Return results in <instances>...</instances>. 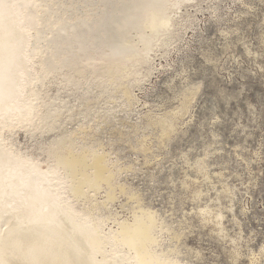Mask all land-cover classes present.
<instances>
[{"label":"clouds","instance_id":"1","mask_svg":"<svg viewBox=\"0 0 264 264\" xmlns=\"http://www.w3.org/2000/svg\"><path fill=\"white\" fill-rule=\"evenodd\" d=\"M0 4L5 9L0 17V119L5 126L31 119L36 85L42 86L41 92L51 87L68 91V86H72L76 104L81 108L95 103L91 109L94 115L85 112L81 118L99 123L97 131L121 116L140 115L149 109L146 115L154 117L153 124L163 129V146L164 139L186 127L177 118L192 115V106L203 87V80L196 78L207 65L215 66L219 74L224 70L221 60L225 64L230 60L237 69L243 67L244 57L264 60V0H9L6 4L0 0ZM20 9L23 12L18 16L16 10ZM29 9L36 11L30 13ZM217 35L224 38V45L217 41ZM254 46L258 51L253 50ZM219 47H224L223 55L217 52ZM237 48H242L243 53L237 54ZM197 58L203 63L198 64ZM260 71L264 72V67ZM161 76H168L163 85ZM231 81L230 70L218 86L221 96L225 92L223 83ZM105 84L118 86L120 99H112L114 93L109 88L97 96L94 89ZM158 87L167 88L168 93L152 104L140 98L151 99ZM63 103L71 118L76 106ZM167 104L176 105L175 110L155 116L158 108ZM246 104L249 125L235 126L243 130L242 136L260 131V150L264 151V101ZM239 116L243 121V111ZM257 120L259 126L252 128ZM218 122L216 117L213 126ZM255 154L259 156L260 152ZM187 158L188 153L182 154L181 159ZM207 160L205 156L190 165L204 176L205 182ZM221 180L220 185L211 186L213 192L218 186L221 188L214 203L218 204L221 196L234 202L239 190L229 188L223 174ZM209 195L210 192L198 191L193 197L194 205ZM61 209L62 205L50 194L26 195L13 207L5 192L0 206V264H96L89 239L74 229ZM223 210L232 212L231 203ZM246 212L244 208L242 214ZM193 214L200 213L194 209L185 215ZM223 219L224 216H217V221ZM233 223L240 227L235 216ZM217 235L228 238L222 227ZM251 242V236L245 241L243 232L236 233L231 241V264H240L243 245ZM246 251L251 264H264V244L258 251L250 247ZM182 255L177 246L169 259L158 264H197L182 260ZM196 256L199 258L200 254Z\"/></svg>","mask_w":264,"mask_h":264},{"label":"rangeland","instance_id":"2","mask_svg":"<svg viewBox=\"0 0 264 264\" xmlns=\"http://www.w3.org/2000/svg\"><path fill=\"white\" fill-rule=\"evenodd\" d=\"M212 33H215V28H212ZM217 41L220 45L225 44L224 38L219 35ZM253 50L258 51V48L254 46ZM224 51V47L217 48L220 55ZM234 51L243 53L242 48ZM197 63L202 64L203 61L197 58ZM221 65L224 70L219 74L215 66L207 65L197 76V80H203V87L192 106V115L177 118L186 127L178 129L170 139H164L163 146L160 138L163 129L153 124L154 117L146 115L149 109H144L140 115L121 116L118 121H111L97 131L99 123H92L91 118H81L85 112L89 116L94 115L91 109L96 107L95 103L81 108L76 104L77 96L72 86H68V91L51 87L41 92L42 86L36 85L40 105H51V108L45 107L43 111L59 113L51 131L17 128L1 134V137L15 151L37 159L42 170H48L53 165L47 152L60 139L70 147L63 152L66 155L68 149L75 148L81 155H91L94 151L105 158L108 182H101L98 191L87 189L86 199L78 206H96L106 219L110 217L104 228L106 233L117 231L119 223H132L136 214L140 216L142 212H147L156 221L157 230L153 237L157 243L153 250L158 254L169 259L172 250L178 246L183 253L182 260L196 261L197 264L199 261L217 260L219 264H231L234 257L231 241L236 238V233L243 232L245 241L251 236L252 242L243 245L245 251L240 257V264H251L247 258V248L258 251L259 246L264 244V151L260 150V131H255L251 136H242L240 133L243 130L235 125H249L246 102L257 105L264 101V72L260 71V67H264V60L244 57L243 67L239 69L230 60L227 64L221 60ZM230 70L232 81L223 83L225 92L221 96L218 86ZM167 79L168 76H161L160 85ZM117 87L105 84L94 90L98 96L104 88H109L114 93L112 99L118 100L121 91H117ZM166 93L167 88L158 87L151 99L140 98L152 104L157 97ZM107 99L108 96H105ZM89 100H95V97H89ZM63 101L77 108L71 118L64 111L67 105ZM175 107L174 104L164 105L158 108L155 116L174 111ZM240 111L244 113L243 121L239 116ZM256 111L259 113L260 109ZM216 117H219V122L213 126L212 121ZM188 120L192 122L189 124ZM259 123L257 120V124L251 127L256 128ZM189 149L194 150L189 152ZM257 152H260L259 156L255 154ZM184 153H188L187 161L181 159ZM205 156H208L206 163L209 168L207 182L198 170L190 166ZM83 172L90 175L92 170L89 167ZM221 174L229 188L239 190L235 193L234 202L221 196L219 203H214L216 192L221 188L218 186L213 192L211 186L222 183ZM198 191L210 192V195L202 196L196 206L193 197ZM230 203L233 211H224ZM244 208H247V212L242 214ZM194 209L200 214L185 215L193 213ZM216 209L221 211L217 212ZM219 215L224 216L222 221H217ZM234 216L240 221V227L233 223ZM185 220L186 224L183 223ZM205 220L210 222L205 223ZM218 224L227 234V239L217 235L221 231ZM177 236L179 239L174 238ZM197 253L200 254L199 258Z\"/></svg>","mask_w":264,"mask_h":264},{"label":"bare ground","instance_id":"3","mask_svg":"<svg viewBox=\"0 0 264 264\" xmlns=\"http://www.w3.org/2000/svg\"><path fill=\"white\" fill-rule=\"evenodd\" d=\"M8 2L9 0H3L5 4ZM4 11L3 4H0V17ZM28 11L34 13L36 10ZM16 12L20 16L23 10ZM36 94L30 120L5 126L3 119H0V206L5 192L8 194V204L13 207L26 195L50 194L52 199L58 200L62 205L61 210L71 220L74 229L89 239L96 264H158V261L167 259L165 255L153 250L157 243V239L153 237L157 226L152 214H136L132 223H119L117 231L106 233L104 228L110 217L106 219L96 206H78L86 199L87 189L98 191L101 182H108L105 158L99 157L94 151L91 155H81L75 148L68 149L66 155L63 152L70 147L60 139L47 152L53 165L50 163L52 166L49 165L48 170H42L37 159L15 151L14 147L6 144L1 134L13 132L17 128L27 131L53 129L59 113L44 112L43 108H51V105H40V93L36 91ZM89 167L92 172L86 175L83 171ZM8 210L11 212L12 208Z\"/></svg>","mask_w":264,"mask_h":264}]
</instances>
